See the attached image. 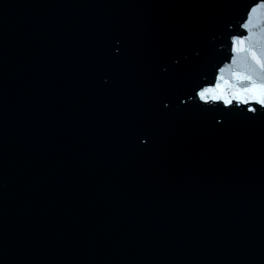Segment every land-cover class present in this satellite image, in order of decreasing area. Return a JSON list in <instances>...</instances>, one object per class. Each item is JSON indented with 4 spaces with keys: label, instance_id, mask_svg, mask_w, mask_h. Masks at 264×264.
I'll return each instance as SVG.
<instances>
[{
    "label": "water",
    "instance_id": "1",
    "mask_svg": "<svg viewBox=\"0 0 264 264\" xmlns=\"http://www.w3.org/2000/svg\"><path fill=\"white\" fill-rule=\"evenodd\" d=\"M240 40L264 0H0V264H264Z\"/></svg>",
    "mask_w": 264,
    "mask_h": 264
},
{
    "label": "snow or ice",
    "instance_id": "2",
    "mask_svg": "<svg viewBox=\"0 0 264 264\" xmlns=\"http://www.w3.org/2000/svg\"><path fill=\"white\" fill-rule=\"evenodd\" d=\"M261 47L264 48V41H261ZM237 51L246 52L251 57L254 64V71L256 72V75L253 74L241 75L239 73L236 74L238 80L248 81V85L246 87L239 89L237 95H241L246 99L251 98L256 103L264 107V51L258 54L253 45L245 46L244 40H240L239 48L236 47L234 42L233 52H237ZM206 91H208V89H205L204 91H201L199 93L201 99L205 98ZM216 98L217 97H213V99ZM224 103L227 105L231 103V101L225 98ZM249 111L254 112L256 110L253 108H249Z\"/></svg>",
    "mask_w": 264,
    "mask_h": 264
}]
</instances>
